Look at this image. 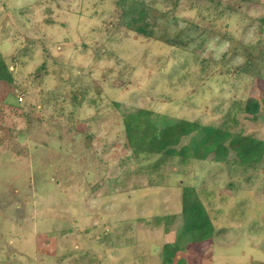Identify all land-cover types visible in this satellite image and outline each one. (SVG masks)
<instances>
[{
  "label": "rangeland",
  "instance_id": "rangeland-1",
  "mask_svg": "<svg viewBox=\"0 0 264 264\" xmlns=\"http://www.w3.org/2000/svg\"><path fill=\"white\" fill-rule=\"evenodd\" d=\"M119 1L0 0V264H169L184 187L215 232L171 264H264V153L153 166L123 124L148 109L264 140V0ZM144 5L149 36L127 26Z\"/></svg>",
  "mask_w": 264,
  "mask_h": 264
},
{
  "label": "trees",
  "instance_id": "trees-1",
  "mask_svg": "<svg viewBox=\"0 0 264 264\" xmlns=\"http://www.w3.org/2000/svg\"><path fill=\"white\" fill-rule=\"evenodd\" d=\"M119 2L124 6V0ZM147 14L148 8L141 6L130 17L127 26L138 34L149 36L147 25L144 23ZM0 81H13L8 65L1 56ZM262 104L264 105V98ZM260 106L259 100L250 98L244 104L243 111L254 115ZM152 115L148 109H138L125 114L123 124L127 145H131L133 157L136 158L140 154L157 155L153 166L170 158L184 162L187 159L205 160L210 156L215 162L248 166L257 164L264 153V140L243 134L241 131L233 132L184 119L158 122ZM138 169L131 173H136ZM181 215L182 225L175 241L173 244L163 245L162 252L168 254L169 264L172 263L171 255L177 250H182L188 244H202L211 239L215 232L211 217L194 187L182 188ZM181 242L183 248L179 245ZM178 264H182V261Z\"/></svg>",
  "mask_w": 264,
  "mask_h": 264
},
{
  "label": "built area",
  "instance_id": "built-area-1",
  "mask_svg": "<svg viewBox=\"0 0 264 264\" xmlns=\"http://www.w3.org/2000/svg\"><path fill=\"white\" fill-rule=\"evenodd\" d=\"M20 99V98H19Z\"/></svg>",
  "mask_w": 264,
  "mask_h": 264
}]
</instances>
